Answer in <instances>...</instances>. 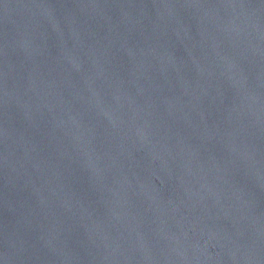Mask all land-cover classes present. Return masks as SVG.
<instances>
[{
    "label": "water",
    "instance_id": "water-1",
    "mask_svg": "<svg viewBox=\"0 0 264 264\" xmlns=\"http://www.w3.org/2000/svg\"><path fill=\"white\" fill-rule=\"evenodd\" d=\"M0 264H264V0H0Z\"/></svg>",
    "mask_w": 264,
    "mask_h": 264
}]
</instances>
